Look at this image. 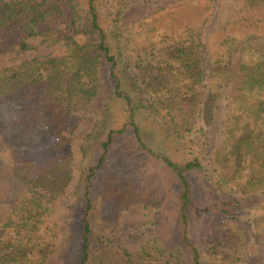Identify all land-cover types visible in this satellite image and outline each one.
I'll return each instance as SVG.
<instances>
[{
  "label": "trees",
  "instance_id": "1",
  "mask_svg": "<svg viewBox=\"0 0 264 264\" xmlns=\"http://www.w3.org/2000/svg\"><path fill=\"white\" fill-rule=\"evenodd\" d=\"M126 5L0 0V55L27 51L38 35L66 46L43 65L33 68V58L0 71V139L12 156L8 163L0 154V204L14 201L0 217V264H52L56 256L61 264H247L250 245L230 222L244 212L234 190H264V44L250 43L264 38V0H227L237 11L212 30L205 58L199 21L211 0L162 5L123 40ZM101 88L106 119L88 136L64 234L56 208L72 179V143L53 151ZM197 110L205 132L218 124L213 174L187 135ZM137 152L154 163L152 173L137 171ZM134 206L152 209L154 235L135 258L103 249L112 216Z\"/></svg>",
  "mask_w": 264,
  "mask_h": 264
},
{
  "label": "rangeland",
  "instance_id": "2",
  "mask_svg": "<svg viewBox=\"0 0 264 264\" xmlns=\"http://www.w3.org/2000/svg\"><path fill=\"white\" fill-rule=\"evenodd\" d=\"M176 1L179 0H126L128 5H126L124 9L125 11L121 22L124 33L123 40L133 30V24L139 17L147 16L154 9H158L162 5H168ZM211 3L213 5V10L204 19L199 21V24L203 28V44L200 46V53L204 58L208 52L207 42L209 44L208 40H210L209 36L212 34V30H218L223 22L231 14L237 11L228 9L229 5H226L227 0H211ZM245 5V3H237L238 8L239 6L246 7ZM30 42L31 47L19 55L16 53L11 55H0V71L4 68L12 67L14 64H22L26 61V59L33 58L37 61V64L35 61L32 64L33 68H35L36 65H43V62L51 60L53 57L59 55L61 52H65L66 50V46L63 45V42L53 41L51 38H47L42 35L32 37ZM250 43L255 46L264 44V38L258 37L251 39ZM240 51V49H237L232 56V66L234 68H237L241 61ZM126 54L130 64L132 65L134 76L139 78L140 72L136 66L135 56L130 52H127ZM203 64L206 65L205 59H203ZM22 68H25V66H22ZM112 80L114 91L119 93L120 85L118 84L117 78L113 76ZM234 81L235 78L223 90L225 92H230L231 88L234 86ZM107 94L106 90L101 88L98 95L90 102L89 108L86 109V111H78V113H82L81 115L83 116L79 127L73 131L72 134L63 133V136L57 138L59 148L54 149L53 151V153L59 152L60 150L67 152L71 145L70 143H72V179L70 181L68 191L64 194L65 196L63 195V200L59 204L58 208H56L58 216L61 220L59 228L64 234L65 232H69L72 220V213L68 207L72 203L73 190L79 179L81 166L85 159L84 148L87 145L88 136L98 123H101L106 119L105 106ZM116 109L117 107H115V111ZM197 111L198 113L196 112L194 118L192 119L194 120V125L191 127L187 135L188 138L193 140L195 151L201 156L205 166L208 168L207 170L213 174L215 170L212 163V156L214 150L220 144L218 140L220 134L218 132L216 134L215 131L218 124L212 127H206L205 132L202 129L203 121L199 114V110ZM122 141L123 140L115 146V152L122 146ZM53 153L51 152L49 157H53ZM0 154H2L8 163H12L10 151L1 139ZM136 157L138 160H135L140 161L137 163V171L143 172V174H149L156 169L154 163L143 154L141 155L137 152ZM214 178H216V176H214ZM233 193L240 199L244 207V212L241 213L238 218L228 222L241 228L245 240L250 245V252H247V254L249 253L247 264H264V190L254 193H241L234 190ZM13 203L14 201L0 204V217L6 216L10 212V208H12ZM153 216L154 212L151 208H142L138 206H134L123 211L118 217L113 215L112 218L116 220V224H109L105 230L102 231L103 249L108 247L111 249H118L119 251L125 250L126 252L132 254L135 258L141 250V245L147 243L154 235ZM62 246L63 245L61 244V248ZM120 257L121 255L116 258ZM52 264H61V259L57 256L54 257ZM95 264H102L101 260L97 259Z\"/></svg>",
  "mask_w": 264,
  "mask_h": 264
}]
</instances>
